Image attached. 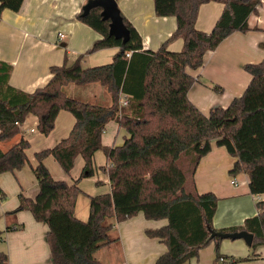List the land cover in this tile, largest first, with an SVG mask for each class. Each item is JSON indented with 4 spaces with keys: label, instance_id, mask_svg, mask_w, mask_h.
<instances>
[{
    "label": "trees",
    "instance_id": "trees-1",
    "mask_svg": "<svg viewBox=\"0 0 264 264\" xmlns=\"http://www.w3.org/2000/svg\"><path fill=\"white\" fill-rule=\"evenodd\" d=\"M23 0H0L3 9L18 11ZM217 1L223 9L210 32L195 26L202 3ZM262 0H153L157 16H174L176 28L158 49H144L137 30L120 12L129 30L126 41L108 32L109 20L102 19L101 8L94 7L77 18L98 33L89 51L117 46L120 50L105 64L83 67L79 55L71 63L50 66L51 77L33 91L18 89L9 83L11 66L0 61V142L19 135V122L26 116L37 118L36 129L48 134L58 112L63 109L74 117L68 135L53 146L34 152L30 165L38 191L31 198L18 194V205L8 214L28 210L36 221L48 225L47 242L53 264H103L95 252L116 240L115 222L142 212L147 219H166L156 228H146L150 238L161 240L166 251L155 264H182L196 258L199 250L214 242V263L226 257L220 252L221 238L210 237L217 196L199 193L194 171L212 143L223 146L235 158L230 175L245 172L251 194H264V58L243 65L250 80L240 96L225 107L213 106L204 114L188 98L195 78L186 70L203 64L205 52L214 50L234 31L249 30L248 18L258 14ZM181 38L178 51L167 49L169 41ZM129 53V55H126ZM68 84H97L110 96V104L98 99L85 101L68 95ZM121 95L126 104H120ZM115 121L127 136L120 145L102 143L109 121ZM30 144L20 137L6 149H0V173L14 172L29 163ZM101 150L109 163L106 168L110 192L88 195V217L74 214L81 192L78 182L94 174L93 154ZM77 155L84 160L79 176L72 182L55 179L43 160L52 156L69 173ZM105 169L104 167H102ZM0 188V199L5 198ZM258 213L244 219L242 225L228 230H246L253 234L252 251L264 246V199L256 202ZM11 223L3 231L21 228ZM2 231L0 230V236ZM250 257H235L233 262ZM0 264L8 256L0 252Z\"/></svg>",
    "mask_w": 264,
    "mask_h": 264
},
{
    "label": "crops",
    "instance_id": "crops-1",
    "mask_svg": "<svg viewBox=\"0 0 264 264\" xmlns=\"http://www.w3.org/2000/svg\"><path fill=\"white\" fill-rule=\"evenodd\" d=\"M87 0H23L18 11L3 9L0 12V61L11 66L9 83L23 91H33L43 86L51 77L50 66L73 62L79 55L81 65H99L108 63L120 48L117 46L89 51L93 43L101 38V34L77 18L82 5ZM122 15L139 33L144 49L156 50L170 37L176 28L174 16H157L153 0H116ZM264 2V0H262ZM223 3L208 1L199 6L195 22L196 28L210 32L218 19ZM258 14L248 18L249 30L234 31L203 57V64L196 68H186L195 80L190 86L187 96L204 114H208L213 106L225 107L232 98L240 96L250 80V75L243 65L259 62L264 58V5L258 8ZM58 33H62L60 37ZM182 39L175 38L168 42L167 49L178 51L182 47ZM95 89L86 93L87 89ZM66 93L73 97L83 95L92 100L110 104L108 92L97 84L76 86L68 84ZM74 123V117L61 109L55 119L54 128L44 136L39 146L33 147L31 153L26 149L29 164L14 172L0 173V188L5 198L0 199V252L8 256V264H53L47 242L48 225L36 221L30 211L13 210L18 205V194L33 198L38 185L35 176H31L30 165H35L34 152L53 146L66 137ZM37 118L28 115L21 124V133L11 139L1 141L0 149H6L20 137L26 138L31 145L36 139ZM34 125V126H33ZM30 136V137H29ZM126 131L115 121H109L102 133V143L109 146L120 145ZM30 147V146H29ZM101 150L93 154V171L95 188L83 190L76 198L74 214L86 220L88 210H79L78 197L110 192V184L106 168L109 163ZM235 158L225 147L212 143L211 150L201 157L194 171V182L199 193L212 192L217 198V206L212 218L214 229L228 230L243 224L244 219L258 213L256 202L264 199V194H251L249 178L245 172L230 175ZM55 179L72 182L76 179L84 165L82 156L77 155L69 173H65L53 163V157L43 160ZM104 167L105 169H103ZM56 172H54V170ZM31 172V173H30ZM57 173V174H55ZM34 175V174H33ZM234 181V182H232ZM257 197V199H256ZM22 224L21 228L3 231L11 223ZM166 223V219H147L142 212L115 222L112 236L117 239L99 248L95 257L103 264H155L158 255L166 251L165 244L146 236V228H156ZM232 240V239H231ZM242 241H220V252L225 259L220 264H264V246H257L253 251L243 239ZM114 242V243H113ZM105 250V251H104ZM247 261L233 262L235 257H246ZM214 242H210L199 250L196 258L182 264H215Z\"/></svg>",
    "mask_w": 264,
    "mask_h": 264
},
{
    "label": "water",
    "instance_id": "water-1",
    "mask_svg": "<svg viewBox=\"0 0 264 264\" xmlns=\"http://www.w3.org/2000/svg\"><path fill=\"white\" fill-rule=\"evenodd\" d=\"M94 7H100L102 19L109 20V34L113 35L115 38H121L123 42L126 41L129 36V30L123 22L116 0H87L84 5H82L81 15H86L89 10ZM209 231L211 238L215 236L221 239L241 238L247 245H250L253 239V234L244 229L236 231H218L210 228Z\"/></svg>",
    "mask_w": 264,
    "mask_h": 264
},
{
    "label": "rangeland",
    "instance_id": "rangeland-1",
    "mask_svg": "<svg viewBox=\"0 0 264 264\" xmlns=\"http://www.w3.org/2000/svg\"><path fill=\"white\" fill-rule=\"evenodd\" d=\"M264 5V2H262L261 3V6H263ZM260 7V6H259ZM259 11V10H258ZM72 62V61H71ZM68 63H70V62H68ZM102 64H105V63H102ZM83 67H88L89 65H82ZM95 88L94 87H92V88H90V89H87L88 91H86V93H88L89 92V90L90 91H92V90H94ZM76 98H78V99H81V100H85V101H93L92 99H90V98H88V97H84L83 95H78ZM103 103V102H102ZM34 126V125H33ZM36 129V128H35ZM38 133H40V132H38L37 131V129L35 130V132L34 133H30V136H31V134H35L36 135V139L34 140V141H32V143H31V145H30V147H29V149H28V151H29V153H31V150H32V148L33 147H36V146H39V144H41V139H43L42 137H44V136H39V134ZM29 136V137H30ZM102 153V152H101ZM29 159V158H28ZM29 162H30V160H29ZM53 163H54V165L56 166V169L58 170L59 169V166H58V163H57V161L55 160V159H53ZM29 164V163H28ZM54 170V169H53ZM54 172H56L55 170H54ZM31 173V172H30ZM55 174H57V173H55ZM31 176L33 177L34 175L33 174H31ZM93 176V175H92ZM92 176H89V177H87L86 179H83L82 181H81V183H80V186H81V188L83 189V190H92V189H94L95 188V178L94 177H92ZM34 178V177H33ZM84 178V177H83ZM256 199H257V197H256ZM259 200V199H258ZM77 204H78V208H77V211H79V210H88V204H87V198H85V196H83V195H79V197H78V202H77ZM87 218V217H86ZM85 220V219H84ZM226 241H242L241 240V238H237V239H230V238H224ZM114 243V242H113ZM109 247V245H107V247L106 248H103V249H110V248H108ZM105 251V250H104Z\"/></svg>",
    "mask_w": 264,
    "mask_h": 264
},
{
    "label": "built area",
    "instance_id": "built-area-1",
    "mask_svg": "<svg viewBox=\"0 0 264 264\" xmlns=\"http://www.w3.org/2000/svg\"><path fill=\"white\" fill-rule=\"evenodd\" d=\"M58 35L61 37L62 36V33H58ZM126 55H129V53H126ZM120 104H122V105H124V104H126V102H127V100H126V96L125 95H121V97H120ZM19 124H20V126H21V124H22V122H19ZM232 182H234V181H232ZM235 183V182H234Z\"/></svg>",
    "mask_w": 264,
    "mask_h": 264
}]
</instances>
